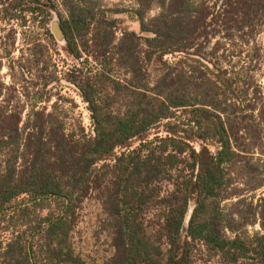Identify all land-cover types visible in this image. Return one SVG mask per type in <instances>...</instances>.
<instances>
[{
    "label": "trees",
    "instance_id": "trees-1",
    "mask_svg": "<svg viewBox=\"0 0 264 264\" xmlns=\"http://www.w3.org/2000/svg\"><path fill=\"white\" fill-rule=\"evenodd\" d=\"M2 6L7 23L38 24L51 38L54 14L60 18L65 51L82 66L67 81L92 121L90 133L82 125L70 130L58 104L50 113L39 106L47 93L26 117L12 110L16 89L0 103V228L7 222L5 230L27 227L36 237H14L3 264H84L72 239L93 193L115 250L102 264H196L199 246L210 264H264V197H255L264 188V158L243 155L235 120L239 95L254 94L253 72L264 61V0H135L131 11L104 0ZM127 12L140 33L121 29L118 16ZM91 61L96 74L83 68ZM38 79L45 87L58 81ZM113 94L124 98L118 112ZM246 102L245 111L256 110ZM159 126L165 135L151 139ZM235 173L249 178L244 189ZM23 196L32 203L15 206ZM53 202L58 215L33 217Z\"/></svg>",
    "mask_w": 264,
    "mask_h": 264
},
{
    "label": "rangeland",
    "instance_id": "rangeland-1",
    "mask_svg": "<svg viewBox=\"0 0 264 264\" xmlns=\"http://www.w3.org/2000/svg\"><path fill=\"white\" fill-rule=\"evenodd\" d=\"M3 1L0 0V85H4V92L0 95V103L4 104L12 95L11 89H16L15 98L12 102L14 109L12 110L17 111L18 109L26 117L31 113L36 99L41 97L42 93H47L43 104L39 105L40 107H46L47 112L50 113L54 112L53 107L58 104L56 113H60L62 117L66 118L70 130L74 127L78 130L79 125H82L87 133H90L92 121L88 105L83 101L77 88L67 81L68 74L73 72L75 67L81 68L82 66L65 51L66 41L59 38L55 33H52L53 38L47 36L45 30L41 29L38 24L30 22L27 28H22L18 22L7 23L2 14ZM104 2L113 9H127V11L129 9L131 11L132 7H135V0H104ZM130 13L127 12L118 16L119 19L124 20L120 27L121 29L128 27L130 30L140 33V24ZM157 13L158 11H153L150 16H156ZM58 19L60 18L54 14L51 23L52 30ZM121 37L122 34L119 32L118 38ZM217 41H213L212 47L217 44ZM261 42L264 45V34ZM36 46H39L38 56L32 51ZM38 61H40L39 66L37 65ZM46 62L50 63V67L44 71L43 66L46 65ZM83 68L87 73L92 74H96L98 70L97 65L92 61ZM253 74L256 81V91L254 94L251 92L247 98L239 95L241 112L239 116L235 117V120L239 124L237 126L239 143L246 151L243 155L247 159H254L255 162L259 158H264V61ZM38 76H55L58 81L45 87V82L39 81ZM47 98H49L48 101ZM241 101H247V105H252L256 110L245 111L243 109L245 106L241 104ZM123 104L124 98H118L113 94V112H118ZM157 135H165L162 126L155 128L151 132L150 138L153 139ZM138 145L139 143L135 142L134 148ZM195 146L200 149L199 144H195ZM209 148L213 153H217L219 145L209 143ZM234 177L237 179L236 187L244 189L249 178L243 180L237 173ZM255 197L257 199L264 197V188L257 191ZM28 203H32L29 196H23L15 202V206H23ZM33 210V217L41 219L58 215L60 207L59 203L53 202L45 210ZM77 215V225L72 239L76 255L82 259L84 264H102L109 260L114 255L115 250L112 237L107 230V218L99 195L91 194L82 204ZM10 218L8 217V220ZM8 225L9 223L6 222L0 228V264H3L2 254L8 243L17 235L24 234V237L30 239L31 243H36V237L35 234L32 236V230L27 229V227H13L10 230H5ZM25 231L27 232L24 233ZM199 248L195 253L196 264H210L205 248L202 246Z\"/></svg>",
    "mask_w": 264,
    "mask_h": 264
},
{
    "label": "water",
    "instance_id": "water-1",
    "mask_svg": "<svg viewBox=\"0 0 264 264\" xmlns=\"http://www.w3.org/2000/svg\"><path fill=\"white\" fill-rule=\"evenodd\" d=\"M60 23H61V21H60V19H58V21H56V23L53 25V30L51 29V31H52L53 34L54 33L57 34V36L59 38H61L62 40L66 41L65 35H64V33H63L62 29H61Z\"/></svg>",
    "mask_w": 264,
    "mask_h": 264
}]
</instances>
